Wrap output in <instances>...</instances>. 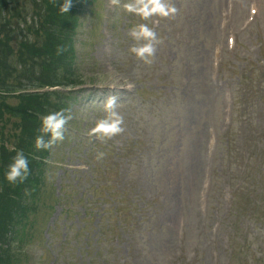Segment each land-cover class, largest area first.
<instances>
[{
	"label": "rangeland",
	"instance_id": "rangeland-1",
	"mask_svg": "<svg viewBox=\"0 0 264 264\" xmlns=\"http://www.w3.org/2000/svg\"><path fill=\"white\" fill-rule=\"evenodd\" d=\"M91 2L86 0L82 10L75 41L76 67L84 77L95 78L94 84L115 89L77 95L72 122L80 128L86 119L94 129L107 115L104 101L116 95L123 133L131 132L132 139L140 141V151L120 173L127 176L116 178L111 153H105V162H98L90 153V141L65 133V139L48 150L40 197L25 230L29 236L15 244L20 245L17 264H261L264 0H166L176 13L168 19L159 17L156 34L160 42L151 64L129 53L134 43L129 30L142 21L124 10L123 5L133 0H121L115 11L119 24L112 30L107 25L113 13L107 11L108 3L95 0L91 10ZM252 8L256 14L249 22ZM142 23L148 25V20ZM229 36L238 41L232 50ZM225 48L230 53L224 50L226 62L220 72ZM237 84L242 87L241 109L222 145L229 141L232 152L227 155L218 145L213 156L209 139L215 129L218 135L227 132L228 88L234 90ZM136 86L139 91L134 97ZM133 112L138 113L136 117ZM195 157L199 159L195 186L186 191L190 159ZM249 158L252 176L243 185L239 167ZM229 162L233 182L226 169ZM83 163L88 171L75 169ZM99 165H104V175ZM90 195L106 208L107 216L100 224L95 218L82 220L81 208ZM145 204L144 211L137 209ZM114 205L120 211L121 230L110 215ZM87 209L95 208L87 204ZM136 217L142 223L137 231ZM254 217L261 223L257 240H252L249 250L239 249L245 230L252 226L247 220ZM97 225L100 233L94 231ZM231 227L237 230L235 245Z\"/></svg>",
	"mask_w": 264,
	"mask_h": 264
},
{
	"label": "clouds",
	"instance_id": "clouds-1",
	"mask_svg": "<svg viewBox=\"0 0 264 264\" xmlns=\"http://www.w3.org/2000/svg\"><path fill=\"white\" fill-rule=\"evenodd\" d=\"M113 5H118L119 0H112ZM72 0H63L60 7L61 13H69ZM124 10L135 14L142 20H149L153 16L167 18L176 13V9L166 3V0H133L123 5ZM129 37L134 42L129 53L145 64H151L156 52V44L160 41L157 34L146 23L133 26L129 31ZM62 51V50H61ZM117 96H112L103 104L106 117L99 120L93 133L100 140H107L123 133V118L116 110ZM71 119L64 110L53 112L41 119V134L35 140L37 150L51 149L55 144L65 139L66 126ZM47 137V139H45ZM15 156L5 173V179L10 184L23 183L29 175V160L22 150H16Z\"/></svg>",
	"mask_w": 264,
	"mask_h": 264
},
{
	"label": "bare ground",
	"instance_id": "bare-ground-1",
	"mask_svg": "<svg viewBox=\"0 0 264 264\" xmlns=\"http://www.w3.org/2000/svg\"><path fill=\"white\" fill-rule=\"evenodd\" d=\"M190 160H191L192 167L187 175V179L185 180L186 191H190L192 188H194L195 186L194 180H195V175H196L194 169L197 165H199V159L197 157L191 158Z\"/></svg>",
	"mask_w": 264,
	"mask_h": 264
},
{
	"label": "trees",
	"instance_id": "trees-1",
	"mask_svg": "<svg viewBox=\"0 0 264 264\" xmlns=\"http://www.w3.org/2000/svg\"><path fill=\"white\" fill-rule=\"evenodd\" d=\"M46 51H47V55H46L47 59L45 60V63L47 65H52L54 59L60 58L58 51H56L54 48H47Z\"/></svg>",
	"mask_w": 264,
	"mask_h": 264
}]
</instances>
